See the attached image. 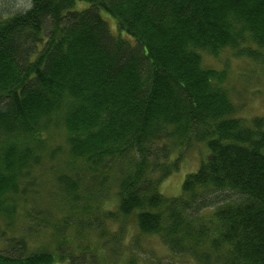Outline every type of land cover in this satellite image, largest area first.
<instances>
[{"label":"trees","instance_id":"16d2710c","mask_svg":"<svg viewBox=\"0 0 264 264\" xmlns=\"http://www.w3.org/2000/svg\"><path fill=\"white\" fill-rule=\"evenodd\" d=\"M226 47L263 61L264 0H31L25 10L1 14L6 227L15 222L12 199L36 182L30 173L44 157L62 151L56 141L63 135L67 152L99 163V171L129 164L114 203L117 216L134 213L142 234L158 233L174 249L186 243L175 251L197 253L198 264H264V118L233 116L224 74L201 62V52ZM194 141L207 153L184 176V197L163 195L159 182ZM58 180L70 184L67 202L82 207L68 177ZM29 212L33 230L46 226ZM18 234L0 229V264H88L84 254L96 256L86 244L76 246L78 254L32 249L30 236Z\"/></svg>","mask_w":264,"mask_h":264},{"label":"rangeland","instance_id":"374dc122","mask_svg":"<svg viewBox=\"0 0 264 264\" xmlns=\"http://www.w3.org/2000/svg\"><path fill=\"white\" fill-rule=\"evenodd\" d=\"M30 1L0 0V15L25 10ZM102 14L111 30L118 33L113 19L107 13ZM120 35L125 34L120 32ZM201 62L203 67L224 74L221 84L233 104V116L247 123L255 117L264 118V59L254 61L245 56H237L231 48L226 47L215 54L201 52ZM62 140L63 135H60L56 141L61 143L62 151L55 153L52 158L44 157L45 161L32 169L30 174L37 176L36 182L25 183L24 195L12 199L16 209L14 225L8 228L0 219L1 230L30 236L29 248L32 249L42 244L50 250L61 247L65 252L71 250L78 254L80 250L76 246L86 244L96 254L94 257L84 254L87 260H91L88 264H114L129 258H134L138 264H198L197 253L191 255L190 251L184 253L181 249L175 251L186 246V243L177 242L176 249L171 244L168 247L162 235L142 234L136 225L134 213L127 217L117 216L114 202L120 190L119 178L123 173L132 171L129 164L110 166L105 171H99V163L77 159L71 152H67L68 147ZM49 144L54 145V142ZM206 153L207 148L203 142L194 141L181 149L178 152L179 168L159 182V192L168 197H184L181 191L182 180L187 173L198 167ZM171 156L175 157L174 154ZM62 174L75 186L77 195H82L78 200L84 204L82 207L77 203L72 206L65 199L70 184L58 182ZM25 209L42 218L46 226L33 230L29 226ZM187 246L191 247V244ZM55 264L64 263L56 261Z\"/></svg>","mask_w":264,"mask_h":264},{"label":"bare ground","instance_id":"6f19581e","mask_svg":"<svg viewBox=\"0 0 264 264\" xmlns=\"http://www.w3.org/2000/svg\"><path fill=\"white\" fill-rule=\"evenodd\" d=\"M238 95V94H237ZM118 163V162H117ZM119 166V165H118ZM118 169V168H117ZM1 252V251H0ZM77 263V262H76Z\"/></svg>","mask_w":264,"mask_h":264}]
</instances>
